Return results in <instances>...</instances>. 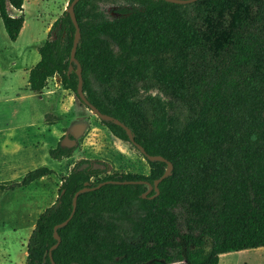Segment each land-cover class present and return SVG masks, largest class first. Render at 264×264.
Returning a JSON list of instances; mask_svg holds the SVG:
<instances>
[{
    "label": "trees",
    "instance_id": "trees-1",
    "mask_svg": "<svg viewBox=\"0 0 264 264\" xmlns=\"http://www.w3.org/2000/svg\"><path fill=\"white\" fill-rule=\"evenodd\" d=\"M95 1L80 0L74 7L77 63L70 62L75 28L64 12L37 48L28 92L40 93L58 76L62 89L82 103L76 93L80 70L82 91L94 109L125 125L146 154L164 158L172 171L157 186V195L152 189L142 198L165 163L142 155L149 175L102 176L105 171L91 161H78L61 178L54 204L38 216L25 264H51L53 228L70 215L74 194L85 184L108 181L78 196L72 219L57 230L55 264H218L222 255L264 249V0L188 5L122 0L113 18ZM22 4L0 0V19L11 42L23 27ZM8 6L19 15L11 16ZM164 55L171 56L174 70L164 68ZM152 68L166 95L189 94L194 112L184 124L170 100H156L159 115L151 128L139 123L151 102L144 94ZM100 123L135 148L120 126ZM70 152L58 144L48 156L61 161ZM53 174L41 166L18 182L0 184V192ZM130 181L145 183L122 184Z\"/></svg>",
    "mask_w": 264,
    "mask_h": 264
},
{
    "label": "rangeland",
    "instance_id": "rangeland-1",
    "mask_svg": "<svg viewBox=\"0 0 264 264\" xmlns=\"http://www.w3.org/2000/svg\"><path fill=\"white\" fill-rule=\"evenodd\" d=\"M69 1L23 0L25 20L14 42L8 39L0 19V129L12 130L15 140L29 145L23 152V155L28 152V160L24 157V164L3 181L13 183L19 172L41 166L54 171L53 175L28 187L6 194L0 192V264H25L27 241L38 216L54 204L61 178L67 176L78 161H91L96 168L105 171L102 176L112 173L147 176L150 173L140 151L115 138L72 92L62 89L58 76L49 79L40 93L28 92V72L39 61L37 48L47 39L51 24L67 11ZM94 5L113 18L124 2L97 0ZM8 13L19 15L9 6ZM161 58L165 69L174 70L170 55ZM154 71L152 68L146 76L145 86L150 88L144 95L149 96L151 102L145 103L144 118L139 123L151 128L153 119L159 115L156 100H170L175 106V117L184 124L194 112L189 94L182 92L176 96L167 92L166 95L164 87L153 76ZM65 136L75 140V145L69 148L70 157L61 161L50 159L48 151L55 149ZM220 264H264V249L226 254Z\"/></svg>",
    "mask_w": 264,
    "mask_h": 264
},
{
    "label": "water",
    "instance_id": "water-1",
    "mask_svg": "<svg viewBox=\"0 0 264 264\" xmlns=\"http://www.w3.org/2000/svg\"><path fill=\"white\" fill-rule=\"evenodd\" d=\"M80 0H71L70 3L68 4V8L66 13L69 15L71 21L73 22L74 28H75V33H74V39H73V45H72V49L70 52V62H74L77 63L75 60V50L77 47V44L79 42L80 39V32H79V27L78 24L76 23L75 20V14H74V7L75 5L79 2ZM164 2L167 3H171V4H176V5H188V4H192L196 1L199 0H163ZM77 96L80 99V101L82 102V104L87 107L88 110H90L99 120H105V121H112L114 122L116 125L120 126L122 129H124V131L126 132V135L128 137L129 142L140 151V153L144 156V158L148 161H161L163 163L166 164V169L164 171V173L161 175V177H159L158 179H156L153 182V185H148V190L147 192H145L142 195V198H146L147 195L149 194V192L154 189L156 192V195L158 194V188L157 186L159 185V183L165 179L166 177H168L171 174L172 171V164L170 162H168L167 160H165L164 158L160 157V156H150L148 154H146L145 150L138 145L137 143L134 142L133 140V136L131 134V131L125 126L123 125L121 122H119L118 120H115L114 118H112L109 115H105L100 113L99 111H97L96 109H94V107L87 101L83 91H82V79H81V75H80V70H78V84H77V90H76ZM61 148H66L69 149L71 147H73V145H75V140H70L68 138V136H65L62 141L59 143ZM107 183H111L110 181L108 182H104V183H100L99 185H97L96 187H88L87 184L84 185V188L78 190L73 198H72V209L70 212V215L68 216V218L63 221L62 223L56 225L53 228V234H54V238L56 240V243L49 249V259L51 264H55L53 262L52 259V251L54 249H56L60 243V237L57 235V230L64 227L65 225L68 224V222L72 219L75 210H76V205H77V198L80 194L87 192V191H92L95 189H99L100 187H102L103 185L107 184ZM114 183V182H112ZM145 182H134V181H130V182H123L122 184H143Z\"/></svg>",
    "mask_w": 264,
    "mask_h": 264
},
{
    "label": "crops",
    "instance_id": "crops-1",
    "mask_svg": "<svg viewBox=\"0 0 264 264\" xmlns=\"http://www.w3.org/2000/svg\"><path fill=\"white\" fill-rule=\"evenodd\" d=\"M15 139L16 138L12 134V130L0 129V179H2V181H0V184L8 183L4 182L3 180H6V177H9L13 172H15L16 169L18 170V166L24 164V157L26 158V161L28 160V152L25 155H23V152L24 149L26 151L28 150L29 145L26 146L22 140L17 141ZM26 173L28 172H26L25 170L19 172L15 182L20 181ZM222 256H220V259L223 258ZM220 259L218 264H220Z\"/></svg>",
    "mask_w": 264,
    "mask_h": 264
}]
</instances>
